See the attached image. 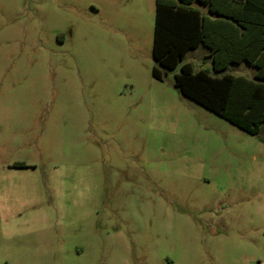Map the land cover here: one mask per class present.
I'll return each instance as SVG.
<instances>
[{"label": "rangeland", "instance_id": "obj_1", "mask_svg": "<svg viewBox=\"0 0 264 264\" xmlns=\"http://www.w3.org/2000/svg\"><path fill=\"white\" fill-rule=\"evenodd\" d=\"M155 5L0 0V264L264 263V144L152 77Z\"/></svg>", "mask_w": 264, "mask_h": 264}, {"label": "trees", "instance_id": "obj_2", "mask_svg": "<svg viewBox=\"0 0 264 264\" xmlns=\"http://www.w3.org/2000/svg\"><path fill=\"white\" fill-rule=\"evenodd\" d=\"M193 1L155 0L152 77L163 81L179 66L174 87L184 97L264 144V0H197L212 19ZM199 48L208 51L213 73L183 63ZM242 64L252 77L226 71Z\"/></svg>", "mask_w": 264, "mask_h": 264}, {"label": "crops", "instance_id": "obj_3", "mask_svg": "<svg viewBox=\"0 0 264 264\" xmlns=\"http://www.w3.org/2000/svg\"><path fill=\"white\" fill-rule=\"evenodd\" d=\"M192 6H193L195 9L199 10L200 13H201L202 15H204L205 17L212 19V15L209 13L208 7H207L205 4H202V3L198 2L197 0H194ZM197 50H198V49H197ZM199 50H203V51L205 52V57H204V58L209 59V58H208V51H207L206 49H204V48H199ZM209 60H210V59H209ZM210 61H211V60H210ZM242 65L246 66L245 64H242ZM238 66H241V65H238ZM238 66H235V67H238ZM247 68L250 69V70H252V69L249 68L248 66H247ZM252 72H253V74H254V71H253V70H252ZM228 73H230V72H228Z\"/></svg>", "mask_w": 264, "mask_h": 264}]
</instances>
